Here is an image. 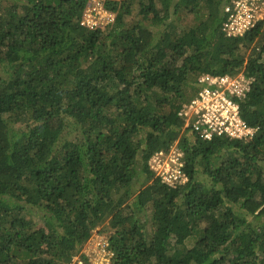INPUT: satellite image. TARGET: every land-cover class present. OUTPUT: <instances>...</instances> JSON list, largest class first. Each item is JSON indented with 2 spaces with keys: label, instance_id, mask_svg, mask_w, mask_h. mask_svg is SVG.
Segmentation results:
<instances>
[{
  "label": "trees",
  "instance_id": "16d2710c",
  "mask_svg": "<svg viewBox=\"0 0 264 264\" xmlns=\"http://www.w3.org/2000/svg\"><path fill=\"white\" fill-rule=\"evenodd\" d=\"M226 1L104 0L91 30V0H0V264H70L106 222L111 264H264V26L226 38ZM243 70L255 138L184 133L199 77ZM176 142L171 189L149 160Z\"/></svg>",
  "mask_w": 264,
  "mask_h": 264
},
{
  "label": "built area",
  "instance_id": "2783aa9c",
  "mask_svg": "<svg viewBox=\"0 0 264 264\" xmlns=\"http://www.w3.org/2000/svg\"><path fill=\"white\" fill-rule=\"evenodd\" d=\"M223 16L225 20L221 31L226 38L245 37L264 26V0H227L223 6ZM114 19V14L105 9L104 0H91L83 14L81 26L99 29ZM254 82V78L244 70L236 75L202 74L197 82L196 95L187 99L178 113L183 123L182 131L201 141L215 138L252 141L258 128L250 126L243 119L241 103L252 92ZM185 166V154L178 142L156 152L149 160L150 170L163 185L171 189L183 187L189 182ZM90 250L104 259L102 264H111L113 253L106 236L100 234L99 230L94 231L81 258L74 264H96L90 258Z\"/></svg>",
  "mask_w": 264,
  "mask_h": 264
},
{
  "label": "rangeland",
  "instance_id": "374dc122",
  "mask_svg": "<svg viewBox=\"0 0 264 264\" xmlns=\"http://www.w3.org/2000/svg\"><path fill=\"white\" fill-rule=\"evenodd\" d=\"M177 1V0H176ZM195 23V20H194V18L193 17H190L189 18V24H194ZM154 24V23H153ZM155 27V30H156V32L158 33V34H160L161 33V31L163 30V26H161V25H158V26H154ZM196 88V87H195ZM194 91H196V89H191V87L189 88V90H188V94H187V99H190L193 95H195V94H193L194 93ZM143 218V217H142ZM144 222V221H143ZM146 224L144 225V227H145V229L150 233V235L149 236H152V233H153V231L155 230H153V228H152V226L148 223V222H145ZM99 231H100V234H102V235H109L110 234V232L108 231L109 230V223L108 222H106V223H104L103 224V226H100V228L98 229ZM93 236V235H92ZM92 236H91V238H92ZM91 238H90V240H91ZM196 238L197 237H192V238H190L189 240H188V242H187V245H188V247H192L194 244H195V241H196ZM90 252H91V256H90V258L91 259H93L94 261H96L97 263L96 264H102L103 262H104V259L102 258V257H100L99 258V254L97 255V254H93V252L90 250ZM78 258H81L80 256H78L77 258H75L70 264H74L75 263V261L78 259Z\"/></svg>",
  "mask_w": 264,
  "mask_h": 264
}]
</instances>
